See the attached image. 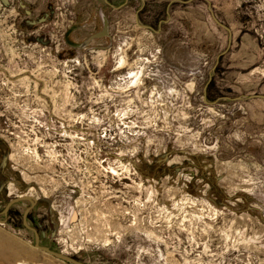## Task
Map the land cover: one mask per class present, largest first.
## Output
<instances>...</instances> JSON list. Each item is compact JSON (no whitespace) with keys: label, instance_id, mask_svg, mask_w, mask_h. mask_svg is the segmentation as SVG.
Segmentation results:
<instances>
[{"label":"rangeland","instance_id":"rangeland-1","mask_svg":"<svg viewBox=\"0 0 264 264\" xmlns=\"http://www.w3.org/2000/svg\"><path fill=\"white\" fill-rule=\"evenodd\" d=\"M23 3L0 5V213L33 195L41 244L86 264H264V0ZM29 205L0 264H73Z\"/></svg>","mask_w":264,"mask_h":264},{"label":"water","instance_id":"water-1","mask_svg":"<svg viewBox=\"0 0 264 264\" xmlns=\"http://www.w3.org/2000/svg\"><path fill=\"white\" fill-rule=\"evenodd\" d=\"M23 200H27L30 202V205L28 207H26L25 211H24V214H23V224L25 225L26 228L30 229L31 231L34 232V235H35V243L34 245L45 251L46 253H49L59 259H62V260H65V261H69L73 264H86L80 260H78L77 258L73 257V256H70V255H67V254H64L62 252H59V251H55L53 249H51L50 247L46 246V245H43L41 244L40 242V234H39V231L37 230V228L31 226L28 221H27V214L29 212V210L33 207V205L36 203L37 201V198L34 197L33 195H17L13 198H11L8 203L6 204L5 208L3 209V211L1 212L3 215H7V212L9 210V208L16 202H19V201H23ZM0 213V214H1ZM0 222H5V219H0Z\"/></svg>","mask_w":264,"mask_h":264},{"label":"crops","instance_id":"crops-1","mask_svg":"<svg viewBox=\"0 0 264 264\" xmlns=\"http://www.w3.org/2000/svg\"><path fill=\"white\" fill-rule=\"evenodd\" d=\"M23 1H26V0H0V5H2L3 7H9L12 4L16 3L17 6H23V7H25L26 4L23 3ZM25 14L27 15L26 18H28V19H24V22H26V23L32 22V20H33V22L45 20V16H43V17L42 16H35L34 13L32 12V10H30V11L29 10H26V13Z\"/></svg>","mask_w":264,"mask_h":264},{"label":"bare ground","instance_id":"bare-ground-1","mask_svg":"<svg viewBox=\"0 0 264 264\" xmlns=\"http://www.w3.org/2000/svg\"><path fill=\"white\" fill-rule=\"evenodd\" d=\"M0 254H1V257H3V258L6 257L7 254H8L9 257L12 256V252H8V250H7V248L5 246L0 248ZM3 264H4V262H3ZM17 264H23V263L17 262Z\"/></svg>","mask_w":264,"mask_h":264},{"label":"flooded vegetation","instance_id":"flooded-vegetation-1","mask_svg":"<svg viewBox=\"0 0 264 264\" xmlns=\"http://www.w3.org/2000/svg\"><path fill=\"white\" fill-rule=\"evenodd\" d=\"M11 208V207H10ZM10 208H9V210H10ZM9 210H8V212H9ZM8 212H7V215H8ZM7 215H6V217H7ZM28 215V214H27ZM27 221H28V217H27ZM22 223H23V219H22ZM24 225V224H23ZM25 226V225H24ZM34 227V226H33ZM36 228V227H35ZM38 230V229H37Z\"/></svg>","mask_w":264,"mask_h":264}]
</instances>
